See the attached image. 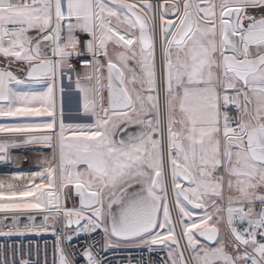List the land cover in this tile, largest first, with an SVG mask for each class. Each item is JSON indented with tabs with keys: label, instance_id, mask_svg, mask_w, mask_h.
I'll use <instances>...</instances> for the list:
<instances>
[{
	"label": "snow or ice",
	"instance_id": "obj_1",
	"mask_svg": "<svg viewBox=\"0 0 264 264\" xmlns=\"http://www.w3.org/2000/svg\"><path fill=\"white\" fill-rule=\"evenodd\" d=\"M0 118V162L41 154L0 181V236L51 231L53 264H264V0H0Z\"/></svg>",
	"mask_w": 264,
	"mask_h": 264
},
{
	"label": "built area",
	"instance_id": "obj_2",
	"mask_svg": "<svg viewBox=\"0 0 264 264\" xmlns=\"http://www.w3.org/2000/svg\"><path fill=\"white\" fill-rule=\"evenodd\" d=\"M232 111L234 112L235 110L233 109ZM173 219H177L175 213L173 214ZM24 223H26V221L22 218L20 226L23 227ZM40 223L41 219L38 217L36 224L39 225ZM177 233H180L179 227H177ZM223 234L225 235V232H223ZM93 239L101 240V236L92 234V238H89L87 234H82L80 238H75L73 240V244L79 250L92 244ZM55 241L56 236L53 235L51 231L25 233L23 236H0V246H22L26 251L30 247L32 256L27 257L28 259L35 260L36 252L39 251L40 264H44L45 253H47V264H53ZM181 243L183 245L184 241H181ZM101 256L107 260L108 264H162L166 257V253L161 248H154L152 252H149L147 248H116L107 252H101ZM78 262L79 264H86L82 257H78Z\"/></svg>",
	"mask_w": 264,
	"mask_h": 264
},
{
	"label": "rangeland",
	"instance_id": "obj_3",
	"mask_svg": "<svg viewBox=\"0 0 264 264\" xmlns=\"http://www.w3.org/2000/svg\"><path fill=\"white\" fill-rule=\"evenodd\" d=\"M66 112H69L71 109L70 115L75 118V105H69L67 102L65 104ZM4 122H9V119H4ZM11 162H0V181L11 182L12 185L16 188L23 187L28 178L31 177L33 173H38L41 171V168L38 163V156L41 154L37 151L32 150V148H23V149H12ZM47 152V150H45ZM14 174H20L22 179L13 180L12 176ZM39 182V180H37ZM78 204V201H77ZM68 206H72V203L69 202ZM195 212H200L201 210H194ZM193 220H196V215L193 216ZM221 231L224 232V227L221 225ZM224 235V234H223ZM163 250V247H161ZM166 255L167 252L163 250Z\"/></svg>",
	"mask_w": 264,
	"mask_h": 264
},
{
	"label": "crops",
	"instance_id": "obj_4",
	"mask_svg": "<svg viewBox=\"0 0 264 264\" xmlns=\"http://www.w3.org/2000/svg\"><path fill=\"white\" fill-rule=\"evenodd\" d=\"M4 119H9L10 120V118H0V123L4 122ZM221 234L223 235V231H221Z\"/></svg>",
	"mask_w": 264,
	"mask_h": 264
},
{
	"label": "water",
	"instance_id": "obj_5",
	"mask_svg": "<svg viewBox=\"0 0 264 264\" xmlns=\"http://www.w3.org/2000/svg\"><path fill=\"white\" fill-rule=\"evenodd\" d=\"M161 247H163V246H153V248H161Z\"/></svg>",
	"mask_w": 264,
	"mask_h": 264
}]
</instances>
